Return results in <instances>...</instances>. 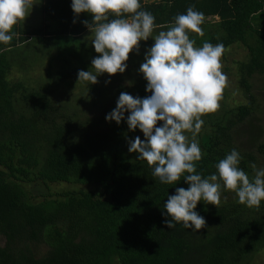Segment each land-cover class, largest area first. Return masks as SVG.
I'll return each mask as SVG.
<instances>
[{
    "label": "trees",
    "instance_id": "1",
    "mask_svg": "<svg viewBox=\"0 0 264 264\" xmlns=\"http://www.w3.org/2000/svg\"><path fill=\"white\" fill-rule=\"evenodd\" d=\"M41 2L44 21H19L13 39L0 43V264H249L264 249V201L248 207L237 197L227 200L233 191L224 189L219 205H196L207 227L196 232L177 223L168 229L163 203L175 188L188 185L183 178L161 183L138 153L124 151L126 122L100 129L55 98L61 84L79 80L78 70L87 69L85 54L95 52L82 38L89 29L82 21L90 24L92 18L74 14L71 0ZM140 3L164 26L155 34L193 6L205 14L203 36L189 32L196 46L222 43L221 58L228 47L246 50L235 71L247 101L202 117L196 170L202 177L216 172L215 164L235 148L242 156L239 167L253 177L256 156L237 145L236 128L257 110L251 79L264 75V0ZM41 72L44 78L37 77ZM122 74L115 81L124 92ZM117 84L107 88L114 97L120 94ZM101 85L108 87L98 82L93 90ZM144 89L134 95L146 97ZM256 148L264 156V142ZM36 183L46 191L35 194Z\"/></svg>",
    "mask_w": 264,
    "mask_h": 264
},
{
    "label": "clouds",
    "instance_id": "2",
    "mask_svg": "<svg viewBox=\"0 0 264 264\" xmlns=\"http://www.w3.org/2000/svg\"><path fill=\"white\" fill-rule=\"evenodd\" d=\"M35 3L0 0V43L6 45L13 39V25L24 21ZM70 7L74 14H91L92 23H82L94 33L91 43L99 53L91 60L94 71L78 70L81 81L94 84L99 74L123 73L130 51H139V41L149 37L154 41L138 69L147 81L145 91L151 95L141 98L121 92L105 120L119 124L123 119L129 130L143 133L145 139L136 136L129 141L128 151L138 153L137 159L145 160L161 183L173 185L183 178L188 185L175 188L163 203L166 211L161 215L170 217L162 221L167 228L173 229L177 223L196 232L207 227L196 205L198 201L219 205L224 189L233 191L238 203L260 207L264 201V167L251 164L254 176L249 178L239 167L242 156L237 149L215 164L216 172L202 177L196 170V162L202 158L195 139L204 124L201 117L219 108L227 85L221 63L223 44L205 41L196 46L189 36V32L203 36L205 14L189 6L174 17L171 26L154 35V30L164 26L141 8L140 0H71ZM109 13L116 18L109 19ZM158 121L162 122L159 126ZM187 132L192 133L191 139Z\"/></svg>",
    "mask_w": 264,
    "mask_h": 264
},
{
    "label": "rangeland",
    "instance_id": "3",
    "mask_svg": "<svg viewBox=\"0 0 264 264\" xmlns=\"http://www.w3.org/2000/svg\"><path fill=\"white\" fill-rule=\"evenodd\" d=\"M42 0H36L37 3H35V7H32L29 14L25 17L27 19H24V21H21L22 24L27 25H38L39 22L44 21L43 20V14L41 12V5ZM145 2H150L152 0H144ZM29 20V21H26ZM155 35V33H154ZM94 37V33L90 32V29L85 31L82 34L83 40L87 43V45L92 46L91 40ZM148 40L153 39L151 37L148 38ZM143 41H139V51H132L128 54V59L126 61L128 70L124 71L122 73H115L113 76L115 85L119 82H116L119 78V75L122 74L124 77V80L122 81V84L124 85V88L126 93L135 96L136 88L139 91L140 87L145 84L146 86V79L143 77V74L138 71L139 65L143 62L144 59V53L148 47H150L152 44H142ZM154 43V41H153ZM87 57L86 60V70L94 71V69L91 66V60L98 56L99 53L96 52H90L85 54ZM246 58V50L242 46H232L228 47L225 52V57L221 58L222 63V72L226 74L227 77V85L223 89L221 98L218 101L219 108L211 112L212 116L220 113L219 110L222 108L227 107H233L238 104L246 103L247 97L243 94V92L239 89L237 85V75L235 71V61L242 60ZM137 66V71L136 67ZM126 68V69H127ZM84 70V69H81ZM19 73L13 72V77H18ZM112 74L108 73H102L97 76V81L101 82L103 86H108L104 89V87H100V90H93L92 85L97 84L98 82L92 84L87 81H81L76 80L70 87H67L66 84H61L58 87V95L55 96V98L58 101L63 102L64 104L67 102V107L70 110H75L78 113V116L81 117L82 120L88 118L90 119L95 125L98 126V128L103 130H108L112 128L114 125H120L124 123L125 121L122 119L119 124H117L115 121H106L105 115L109 113L116 104V100L118 96L114 97L112 94L107 92V88H110L108 90L113 91V85L114 82H112ZM37 77L44 78L43 73L41 72L37 74ZM107 81V83H106ZM252 83V91L255 96L256 102H257V110L250 116L248 119H246L243 123L238 125L236 128V142L237 145L245 151L252 152L257 159L256 166L257 168L264 167V156L260 154L257 151V145L261 142H264V75H254L251 79ZM138 85V86H137ZM118 89L117 93H121L123 89L121 90L119 88V84H117ZM137 86V87H136ZM134 88V89H132ZM71 92H70V91ZM145 91V89H144ZM68 93V94H67ZM146 96L151 95V92L145 91ZM77 106V107H75ZM125 116H127V112H125ZM202 115V117H204ZM201 119H204L202 118ZM160 123V121L157 122V124ZM256 126V127H255ZM187 132L186 134H188ZM139 136L141 139H145L143 136V133L139 129L135 130H126V135L124 137V151L127 153L129 141L133 139L134 137ZM255 137V138H251ZM58 187H66V184H60ZM32 190L35 194L43 193L46 191V188L40 184L36 183L32 185ZM227 200H233L236 197V194L234 192H227L226 193ZM223 197V195H222ZM2 241L0 240V244ZM42 249V248H41ZM44 250V249H42ZM249 264H264V249L259 250L256 252Z\"/></svg>",
    "mask_w": 264,
    "mask_h": 264
}]
</instances>
